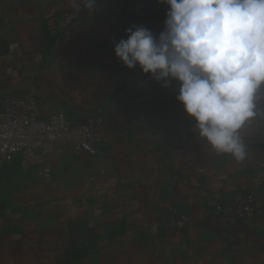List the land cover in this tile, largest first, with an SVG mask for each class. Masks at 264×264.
<instances>
[{
	"label": "crops",
	"instance_id": "crops-1",
	"mask_svg": "<svg viewBox=\"0 0 264 264\" xmlns=\"http://www.w3.org/2000/svg\"><path fill=\"white\" fill-rule=\"evenodd\" d=\"M167 9L159 0H96L95 11L77 15L71 0H0V97L34 87L41 118L102 115L99 148L111 163L97 174L95 158L59 144L24 172L18 157L7 163L0 264H264V215L236 223L230 242L219 236L213 211L236 186L264 179V120L242 132L243 161L217 154L176 99L178 81L163 87L114 53L133 25L158 35ZM69 18L73 33L56 43L49 31ZM170 210L189 214L193 225L170 227Z\"/></svg>",
	"mask_w": 264,
	"mask_h": 264
},
{
	"label": "clouds",
	"instance_id": "clouds-1",
	"mask_svg": "<svg viewBox=\"0 0 264 264\" xmlns=\"http://www.w3.org/2000/svg\"><path fill=\"white\" fill-rule=\"evenodd\" d=\"M73 12L96 0H71ZM168 5L163 30L126 29L114 53L139 65L163 87L179 82L176 99L195 120L200 139L237 162L247 156L242 132L264 120V0H159Z\"/></svg>",
	"mask_w": 264,
	"mask_h": 264
},
{
	"label": "built area",
	"instance_id": "built-area-1",
	"mask_svg": "<svg viewBox=\"0 0 264 264\" xmlns=\"http://www.w3.org/2000/svg\"><path fill=\"white\" fill-rule=\"evenodd\" d=\"M73 30L74 23L69 18L65 28L60 31L51 29L49 33L56 36V43H62L71 36ZM46 51L43 47L34 56V62L38 65L33 71L35 77L39 75L40 67L45 62ZM22 63V60L14 62L17 66ZM39 106L34 87L0 97V198L3 167L15 157H18L23 172L40 165L54 144L70 145L75 155L86 154L95 158L98 162L97 174H105L111 166L106 153L99 148L105 128L102 115L90 114L71 122L62 111H57L48 118H41ZM49 172L48 167L42 168L43 175L48 176ZM213 211L219 226V236L233 242V227L236 223L256 224L264 215V179L257 180L253 187L236 186L232 197L216 202ZM167 220L169 226L177 230H184L193 225L189 214L175 210L167 213Z\"/></svg>",
	"mask_w": 264,
	"mask_h": 264
}]
</instances>
